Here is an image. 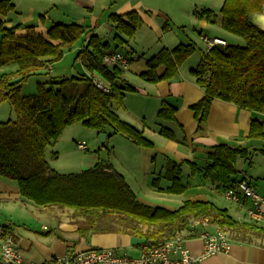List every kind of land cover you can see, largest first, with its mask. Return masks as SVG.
I'll use <instances>...</instances> for the list:
<instances>
[{"label": "trees", "instance_id": "16d2710c", "mask_svg": "<svg viewBox=\"0 0 264 264\" xmlns=\"http://www.w3.org/2000/svg\"><path fill=\"white\" fill-rule=\"evenodd\" d=\"M15 12L8 0H0V68L17 66L15 73L0 78V104L9 103L16 120L0 123V178L17 182L24 201L37 207H57L71 212V220L84 239L96 235H126L143 239L144 245L159 246L191 231L193 221L209 218L213 225L228 234L233 242L251 243L264 239V229L255 223H241L213 203L187 201L177 211L143 205L124 177L98 165L81 174L55 173L46 160L48 149L55 145L69 126L82 123L99 135L122 136L142 148H153L144 134L124 122L114 110L123 106L126 94L134 87L123 80V71L104 63V45L97 36L89 39L78 59L91 74H98L110 86L109 93L99 91L90 77L49 80L39 84L36 95H22L24 85L38 73L63 58L67 51L86 35L78 25L56 24L44 36L30 28L19 36L20 27L7 28L1 18ZM264 13V0H223V29L244 39V47H214L202 53L200 66L192 72L196 84L204 90V99L192 108L200 126L207 122L215 100L233 104L240 109L264 114V28L256 22ZM111 18L116 31L133 38L143 26L137 12ZM165 26L163 31H167ZM196 52L192 46L173 51L162 50L148 61L149 71L143 79L157 84L174 79L183 64ZM166 67L164 76L157 70ZM49 86V87H47ZM176 109L165 103L158 114L163 121H175ZM162 136L173 139L167 129ZM251 140H264L263 124L252 122ZM264 157V149L261 151ZM248 158L246 150L219 146L210 155L212 165L207 174L228 190L236 184V161ZM181 166L170 164L167 177L172 186L168 194H183Z\"/></svg>", "mask_w": 264, "mask_h": 264}, {"label": "crops", "instance_id": "0c3cea01", "mask_svg": "<svg viewBox=\"0 0 264 264\" xmlns=\"http://www.w3.org/2000/svg\"><path fill=\"white\" fill-rule=\"evenodd\" d=\"M8 1L15 6V12L1 19L7 28L20 27L17 32L19 36H25L30 28H34L38 34L48 36L49 30L56 24L78 25L86 30L84 38L73 48L74 51L79 49L73 70L67 65L73 55L65 53L63 60H60L62 63L51 64L34 76L39 78V84L48 83L56 74L70 76L72 71L78 74L77 77H90L92 74L78 56L93 36L99 37L104 45H108L105 53L120 52L129 57L130 67L123 71L122 78L134 87L136 92L126 94L123 106H117L114 110L124 122L141 131L154 146L138 147L125 137L106 133V143L112 138H122L120 145L114 144L112 148L124 149L126 162L121 163V166L109 163L103 166L108 167L107 171L111 173L122 175L140 203L174 212L187 201L210 202L219 209L226 210L234 220L247 222L246 213L250 201H245L243 205H232L225 199L223 186L214 175L207 174L212 165L209 157L217 147L223 145L246 150L248 158L237 159L235 166L238 175L233 180H247L264 196V157L261 153L264 140L249 139L253 121L263 124L264 127V114L215 100L207 122L200 126L192 108L204 99L205 92L196 84L192 72L200 66L202 53L208 52L205 45L197 64L189 70L186 69V65L198 50L197 38L221 39L228 45L227 39L224 40L227 36L222 26L221 10L220 13L207 8L198 10L196 4H193L191 18L197 37L196 32L190 33V29L178 22L181 14L192 5L191 0ZM132 12L141 15L143 26L133 38H128L116 31V25L111 18L118 16L125 17L126 20V16ZM165 26L168 30L164 32ZM137 41H141L140 44L148 50H143V46L137 48ZM180 46H192L196 52L181 66L174 79L157 84L143 79V75L149 71L150 59L164 49L173 51ZM10 67L12 69L0 68V76L18 70L17 66ZM165 73V66L157 70L159 77ZM165 103L176 109L175 121H163L158 118ZM163 129L170 130L174 138L162 136ZM54 155L53 162L57 163V153ZM46 160L50 168L60 174L55 170L57 165L54 167L53 163L49 162L47 154ZM89 160V167L95 168V165L99 164H95V158ZM170 164L181 166L180 181L186 188L183 194L166 193L172 186L167 177ZM68 212L70 211L57 207H37L24 201L17 182L0 178V244L3 240L2 231L13 232L26 262L42 264L53 258L69 257L89 249L113 248L134 258L140 256L145 242L143 239L117 234L96 235L84 239ZM42 222L46 225L39 226ZM255 224L264 229V220ZM216 228L213 225L212 230ZM183 237L184 248L198 260L193 264H264V239H256L251 243L234 242L228 254L201 259L205 247L198 234L193 233L191 229L184 233ZM175 258L178 259L179 256Z\"/></svg>", "mask_w": 264, "mask_h": 264}, {"label": "built area", "instance_id": "2783aa9c", "mask_svg": "<svg viewBox=\"0 0 264 264\" xmlns=\"http://www.w3.org/2000/svg\"><path fill=\"white\" fill-rule=\"evenodd\" d=\"M210 50L214 47H226L227 43L221 39L203 37ZM104 63L111 69L127 71L130 67L129 57L120 52H106ZM94 86L103 93L110 92L109 84L98 74L90 76ZM81 151H87V147L80 144ZM225 199L237 205H243L250 201L247 209V222L258 223L264 220V196L247 181H237L234 187L224 192ZM213 223L209 218H202L192 222L191 229L197 233L203 241L205 251L201 259L216 255L228 254L233 246V241L227 233L219 228L212 230ZM3 240L0 244V262L3 264H35L25 261L23 252L18 246L15 234L11 231H2ZM185 238L177 236L159 246L144 245L139 257H131L118 249H89L64 258H53L42 264H193L198 260L184 248ZM179 256V258H175ZM200 259V260H201Z\"/></svg>", "mask_w": 264, "mask_h": 264}, {"label": "rangeland", "instance_id": "374dc122", "mask_svg": "<svg viewBox=\"0 0 264 264\" xmlns=\"http://www.w3.org/2000/svg\"><path fill=\"white\" fill-rule=\"evenodd\" d=\"M222 0H191L190 6L187 7L186 11H184L181 16L178 19V22L180 24H184L187 29H190V33H194L193 23H192V13H193V4H196L197 9L201 10L204 8L211 9L215 11L216 13H220L221 7H222ZM264 17V13L262 15ZM261 26L264 28V25L261 24ZM226 33V38L228 41L229 46H239L244 47L246 45L243 38L239 36H235L233 34H230L228 32ZM195 35L198 34L197 32ZM222 38L223 37H219ZM1 42H2V36H0V49H1ZM139 45H136L137 48H141L140 46H143V50H148V48H145L144 45H141V41L136 42ZM197 44H198V50L196 54L190 59L188 64L186 65V69H190L191 66L197 64V62L201 58V50L204 49V45L206 46L203 37H201V40H198L197 38ZM135 47V48H136ZM207 47V46H206ZM136 48V49H137ZM138 50V49H137ZM79 49H74L71 51L66 52L67 55L72 54V60L69 62L67 61V65L70 67V69L73 70V66L75 64V57L77 55V52ZM73 52V53H72ZM64 57V56H63ZM63 60V59H62ZM61 60V61H62ZM60 60L53 63L59 64L62 63ZM17 68V67H16ZM7 69H12V67H9ZM78 74L76 72L72 71V75L66 76V75H53V78H50L54 81H60L64 78H73L77 77ZM1 78V76H0ZM39 78L32 77L23 87L22 95L25 97L36 95L37 94V87L39 86L38 83ZM114 108H117V105H113ZM16 114L13 111L12 106L9 103H2L0 104V123H5L10 120L14 121L16 120ZM122 138H112L108 143L103 144L101 142V139L99 138V134L91 130L89 128H86L82 123H77L75 125L69 126L64 130L62 133L59 141L57 144L53 145L51 148L48 149L47 157L49 159V162L53 163V166L55 167L57 165V168L55 170L64 175H73V174H80L81 172H86L89 170H92L89 167L88 163L90 162L89 158H95L96 163L98 165H106V164H112L113 166H121V163L126 162L125 157V150L120 147H115L113 149L112 147L114 144L120 145V141ZM82 144L87 147V151H81L79 149V145ZM121 146H123V143H121ZM124 150V151H123ZM54 153H57V163L53 162V157H55ZM116 153L118 154V157H116ZM86 158V159H85ZM101 162V163H100ZM85 164V165H84ZM98 165H95L98 166ZM232 205L234 203L230 202ZM68 215L71 216V212H68ZM42 224H45V222H42L39 226H42Z\"/></svg>", "mask_w": 264, "mask_h": 264}, {"label": "water", "instance_id": "95a60500", "mask_svg": "<svg viewBox=\"0 0 264 264\" xmlns=\"http://www.w3.org/2000/svg\"><path fill=\"white\" fill-rule=\"evenodd\" d=\"M260 17H262V16L257 17L256 22L259 23V24L261 25V23L258 21V19H259ZM107 137H108V135H107V134H104V133L100 135V139H101V142H102L103 144L106 143Z\"/></svg>", "mask_w": 264, "mask_h": 264}, {"label": "bare ground", "instance_id": "6f19581e", "mask_svg": "<svg viewBox=\"0 0 264 264\" xmlns=\"http://www.w3.org/2000/svg\"><path fill=\"white\" fill-rule=\"evenodd\" d=\"M258 21H259L261 24L264 25V17H260V18L258 19Z\"/></svg>", "mask_w": 264, "mask_h": 264}]
</instances>
